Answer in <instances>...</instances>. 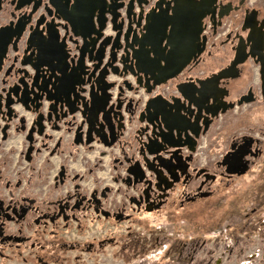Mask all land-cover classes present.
<instances>
[{
	"label": "flooded vegetation",
	"instance_id": "af4514ba",
	"mask_svg": "<svg viewBox=\"0 0 264 264\" xmlns=\"http://www.w3.org/2000/svg\"><path fill=\"white\" fill-rule=\"evenodd\" d=\"M40 2L36 15L44 12ZM176 3L201 17L202 50L148 94L130 73L107 77L123 88L121 95L108 90L110 103L121 102L110 146L95 138L86 144L81 113L50 110L46 100L37 110L12 105L10 120L0 115L1 263L17 257L25 264L67 263L69 253L78 259L94 246L114 244L111 225L125 223L130 234L142 212L172 203L209 207L217 187L249 172L257 159L264 174V0H124L136 12L137 37L147 18L173 15ZM125 81L136 90H126ZM156 95L173 101L187 127L167 134L168 144L148 142L156 140V127L141 112ZM135 165L133 175L128 170Z\"/></svg>",
	"mask_w": 264,
	"mask_h": 264
},
{
	"label": "water",
	"instance_id": "95a60500",
	"mask_svg": "<svg viewBox=\"0 0 264 264\" xmlns=\"http://www.w3.org/2000/svg\"><path fill=\"white\" fill-rule=\"evenodd\" d=\"M36 1L0 0V115L5 113L10 120L12 105L37 110L43 100L50 102V110L79 111L87 123L86 144L94 138L106 146L114 142L121 102L110 103L114 94L108 90L121 95L123 88L108 76L130 73L148 94L202 50L201 17L177 3L173 15L164 12L147 18L145 34L137 37L132 29L136 12L124 0H44L40 15L36 10L41 2ZM107 22L111 34H105ZM59 27L66 30L62 36ZM124 84L126 90H136L127 81ZM172 102L162 95L146 101L142 117L156 127V140L149 143L168 144L167 134L187 129ZM156 162L168 172L167 162L157 157ZM137 171L136 165L128 170L133 175Z\"/></svg>",
	"mask_w": 264,
	"mask_h": 264
},
{
	"label": "rangeland",
	"instance_id": "374dc122",
	"mask_svg": "<svg viewBox=\"0 0 264 264\" xmlns=\"http://www.w3.org/2000/svg\"><path fill=\"white\" fill-rule=\"evenodd\" d=\"M260 165L257 159L249 172L217 187L207 199L209 207L205 201L184 208L172 203L142 212L130 234L125 223L111 225L108 236L115 237L114 244L94 246L78 259H72L76 252L69 253L70 263L61 264H264ZM11 264L25 263L17 257Z\"/></svg>",
	"mask_w": 264,
	"mask_h": 264
}]
</instances>
